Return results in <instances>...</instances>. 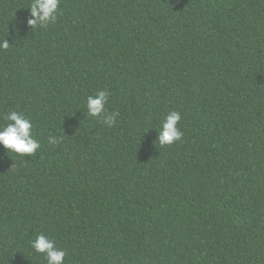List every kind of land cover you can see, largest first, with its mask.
Masks as SVG:
<instances>
[{"label": "trees", "instance_id": "16d2710c", "mask_svg": "<svg viewBox=\"0 0 264 264\" xmlns=\"http://www.w3.org/2000/svg\"><path fill=\"white\" fill-rule=\"evenodd\" d=\"M31 3L0 0V126L41 145L0 146V264H47L38 234L64 264H264V0H59L33 30Z\"/></svg>", "mask_w": 264, "mask_h": 264}, {"label": "clouds", "instance_id": "9594fccd", "mask_svg": "<svg viewBox=\"0 0 264 264\" xmlns=\"http://www.w3.org/2000/svg\"><path fill=\"white\" fill-rule=\"evenodd\" d=\"M30 16L27 25L31 30L37 27H46L57 20L59 0H32ZM10 44L6 39L0 40V50H7ZM110 93L107 90L98 91L89 95L86 102V115L100 118L106 127H113L117 122L118 112L108 113L106 105ZM7 124L0 126V146L7 152L19 156L31 157L36 154L41 145L33 135V124L23 113L11 111L5 117ZM181 115L177 111L168 113L161 122L158 132V142L161 146H170L183 138V132L178 127ZM57 142V141H50ZM36 253L44 256L47 264H64L66 252L58 248L55 242L44 234H38L31 242Z\"/></svg>", "mask_w": 264, "mask_h": 264}]
</instances>
